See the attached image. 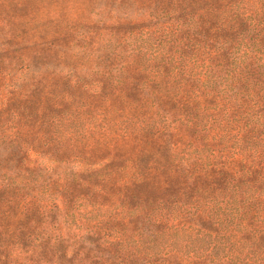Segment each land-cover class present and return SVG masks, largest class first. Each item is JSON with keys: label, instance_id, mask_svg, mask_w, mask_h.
I'll list each match as a JSON object with an SVG mask.
<instances>
[{"label": "trees", "instance_id": "16d2710c", "mask_svg": "<svg viewBox=\"0 0 264 264\" xmlns=\"http://www.w3.org/2000/svg\"><path fill=\"white\" fill-rule=\"evenodd\" d=\"M0 264H264V0H0Z\"/></svg>", "mask_w": 264, "mask_h": 264}]
</instances>
